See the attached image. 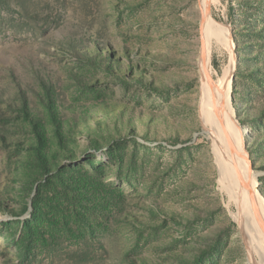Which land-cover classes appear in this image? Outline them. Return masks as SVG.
<instances>
[{
    "label": "rangeland",
    "instance_id": "rangeland-1",
    "mask_svg": "<svg viewBox=\"0 0 264 264\" xmlns=\"http://www.w3.org/2000/svg\"><path fill=\"white\" fill-rule=\"evenodd\" d=\"M200 2L0 0V264H264L200 71L264 207V0Z\"/></svg>",
    "mask_w": 264,
    "mask_h": 264
},
{
    "label": "bare ground",
    "instance_id": "bare-ground-1",
    "mask_svg": "<svg viewBox=\"0 0 264 264\" xmlns=\"http://www.w3.org/2000/svg\"><path fill=\"white\" fill-rule=\"evenodd\" d=\"M200 1V0H199ZM201 9L202 15L204 16L203 21V35L205 40L211 36L217 37L220 33L219 25L208 15L206 11L207 0H201ZM222 31V30H221ZM223 35V34H221ZM209 38V39H210ZM212 39V38H211ZM204 44V43H203ZM230 48V47H229ZM231 54H233L232 48L230 49ZM231 56V55H230ZM234 56V55H233ZM202 59L200 60V71L203 77V85L207 89L208 100L211 102L213 107V127L217 130V134L219 135L221 141L223 142L226 151H225V159L224 164L222 165L223 169V177L222 181L226 183L228 190L235 196V198L239 201H242L241 208L242 210H247V214L249 219L253 215H257L255 221L260 225L256 226L254 220L252 218L251 224L253 229L257 233V239L264 237V207L260 202V198L257 196V192L255 189V179L251 171H249L248 165L244 163L242 157L238 154H234V161L227 156V152L231 145V139L228 137V133L224 132L223 121L226 123L232 122V117L235 114L233 108L229 106V87L231 85L230 76H231V68L226 73V79L223 84L208 88L205 84L204 72H203ZM239 139H241L239 137ZM233 152V151H232ZM232 155V154H231ZM236 155V156H235ZM231 157V156H230ZM232 157V158H233ZM221 173V172H220ZM221 176V175H220ZM259 254V253H258ZM261 262H264V254L261 252ZM251 261L254 262V259L251 256Z\"/></svg>",
    "mask_w": 264,
    "mask_h": 264
},
{
    "label": "trees",
    "instance_id": "trees-1",
    "mask_svg": "<svg viewBox=\"0 0 264 264\" xmlns=\"http://www.w3.org/2000/svg\"><path fill=\"white\" fill-rule=\"evenodd\" d=\"M76 159H77L76 157L73 158L74 161H76Z\"/></svg>",
    "mask_w": 264,
    "mask_h": 264
}]
</instances>
